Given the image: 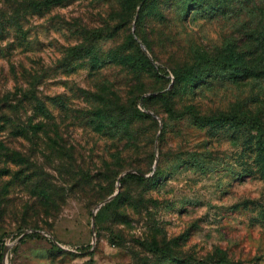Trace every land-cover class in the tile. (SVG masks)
Instances as JSON below:
<instances>
[{"label": "rangeland", "instance_id": "374dc122", "mask_svg": "<svg viewBox=\"0 0 264 264\" xmlns=\"http://www.w3.org/2000/svg\"><path fill=\"white\" fill-rule=\"evenodd\" d=\"M41 1L0 0V264H264V0Z\"/></svg>", "mask_w": 264, "mask_h": 264}, {"label": "trees", "instance_id": "16d2710c", "mask_svg": "<svg viewBox=\"0 0 264 264\" xmlns=\"http://www.w3.org/2000/svg\"><path fill=\"white\" fill-rule=\"evenodd\" d=\"M64 0H42L40 3L43 4L45 7H50V6H56L60 5L63 3ZM142 5L146 4V0H141ZM200 3V0H185L183 3L184 8H190L193 5H198ZM36 235L29 233L25 236V238H34ZM154 250L158 251L159 249L156 247H153Z\"/></svg>", "mask_w": 264, "mask_h": 264}, {"label": "water", "instance_id": "95a60500", "mask_svg": "<svg viewBox=\"0 0 264 264\" xmlns=\"http://www.w3.org/2000/svg\"><path fill=\"white\" fill-rule=\"evenodd\" d=\"M100 206H101V204L98 205V207H100Z\"/></svg>", "mask_w": 264, "mask_h": 264}]
</instances>
